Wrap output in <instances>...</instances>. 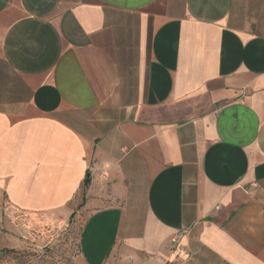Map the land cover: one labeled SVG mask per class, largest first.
I'll return each instance as SVG.
<instances>
[{"label": "crops", "instance_id": "1", "mask_svg": "<svg viewBox=\"0 0 264 264\" xmlns=\"http://www.w3.org/2000/svg\"><path fill=\"white\" fill-rule=\"evenodd\" d=\"M4 205L84 264H264V0H0Z\"/></svg>", "mask_w": 264, "mask_h": 264}, {"label": "rangeland", "instance_id": "2", "mask_svg": "<svg viewBox=\"0 0 264 264\" xmlns=\"http://www.w3.org/2000/svg\"><path fill=\"white\" fill-rule=\"evenodd\" d=\"M83 222L45 220L11 206H0V264H84Z\"/></svg>", "mask_w": 264, "mask_h": 264}, {"label": "built area", "instance_id": "3", "mask_svg": "<svg viewBox=\"0 0 264 264\" xmlns=\"http://www.w3.org/2000/svg\"><path fill=\"white\" fill-rule=\"evenodd\" d=\"M172 242H173V244L177 243V242H178V238H174V239L172 240Z\"/></svg>", "mask_w": 264, "mask_h": 264}]
</instances>
